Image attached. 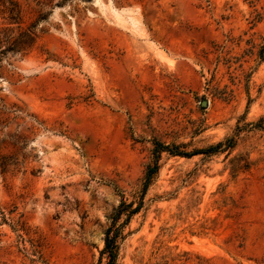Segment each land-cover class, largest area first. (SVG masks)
<instances>
[{
  "label": "rangeland",
  "instance_id": "obj_1",
  "mask_svg": "<svg viewBox=\"0 0 264 264\" xmlns=\"http://www.w3.org/2000/svg\"><path fill=\"white\" fill-rule=\"evenodd\" d=\"M20 29L34 46L0 57V264H108L114 223L115 264H264V0H0ZM156 141L221 146L163 151L142 199ZM123 201L142 208L115 222Z\"/></svg>",
  "mask_w": 264,
  "mask_h": 264
},
{
  "label": "trees",
  "instance_id": "obj_2",
  "mask_svg": "<svg viewBox=\"0 0 264 264\" xmlns=\"http://www.w3.org/2000/svg\"><path fill=\"white\" fill-rule=\"evenodd\" d=\"M17 4V2L15 3ZM12 20H15L14 17H11ZM18 36L13 35V33L9 31H2L0 30V57L1 54L12 51L15 53L20 54H26L35 44V37L33 36V33L30 30H19ZM155 148L153 150L155 163L153 166H149L147 171V177L146 182L144 184L142 199H144V194L146 193L149 183L153 177L154 174H156L159 170V158L160 154L163 151L169 152L173 155L178 156H186V157H192L194 155L200 154V153H211L213 151H217V149L221 146V144H218L216 147H211L207 150H201V152H184L181 150L180 146L177 145H165L161 142L156 141L154 143ZM142 208V202L134 206L133 204H127L125 201L121 202L116 217L114 221L116 222L117 218H121L124 214L127 215V220H129L133 215L137 214ZM115 226L111 227L108 232L105 239V247L101 252L102 257L105 255L108 259V264H115L117 257H118V238L120 236L119 226L114 223Z\"/></svg>",
  "mask_w": 264,
  "mask_h": 264
},
{
  "label": "bare ground",
  "instance_id": "obj_3",
  "mask_svg": "<svg viewBox=\"0 0 264 264\" xmlns=\"http://www.w3.org/2000/svg\"><path fill=\"white\" fill-rule=\"evenodd\" d=\"M118 15H120V14H118ZM118 15H117L116 19H117L118 21H120V20H121V17L118 16Z\"/></svg>",
  "mask_w": 264,
  "mask_h": 264
},
{
  "label": "water",
  "instance_id": "obj_4",
  "mask_svg": "<svg viewBox=\"0 0 264 264\" xmlns=\"http://www.w3.org/2000/svg\"><path fill=\"white\" fill-rule=\"evenodd\" d=\"M204 104L207 105L208 104L207 101H205Z\"/></svg>",
  "mask_w": 264,
  "mask_h": 264
}]
</instances>
